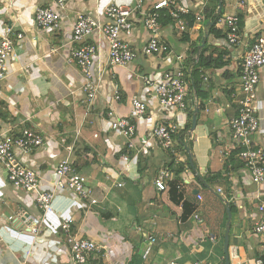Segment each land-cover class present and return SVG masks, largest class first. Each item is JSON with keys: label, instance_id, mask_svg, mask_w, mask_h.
Returning a JSON list of instances; mask_svg holds the SVG:
<instances>
[{"label": "crops", "instance_id": "crops-1", "mask_svg": "<svg viewBox=\"0 0 264 264\" xmlns=\"http://www.w3.org/2000/svg\"><path fill=\"white\" fill-rule=\"evenodd\" d=\"M175 1L187 10L182 15L185 29L180 31L173 21L161 26L160 39L169 47L162 56L139 55L128 67L109 68L107 42L97 33L87 38V43L99 46L92 70L102 78L89 106L83 76L68 62L76 46L71 43V21L83 14L106 24L107 7H131L135 0H68L69 19L58 32L34 23L35 10L52 7L51 0H0V36L8 32L15 55L8 59L7 77L0 86V129L16 134L29 128L52 137L40 149L18 153L22 164L48 183L54 180L59 162L67 159L87 178L91 198L97 202H85L87 207L81 208L72 194H58L51 213L42 218L35 194L13 187L0 163V264H76L60 228L69 216L74 218L72 235L103 247V264H224L225 202L231 208L228 252L236 249L238 255L230 264H255L259 254L252 235L259 220L255 195L259 191L264 196V182L253 185L239 159L232 160L237 148L228 121L236 112L242 57L251 43L264 36V0L222 1L221 17L236 14L241 24L242 42L232 47L224 37L209 34L212 24L207 26L206 12L212 10L213 0ZM240 1L245 4L239 7ZM133 24L132 34L121 35L120 41L141 51L149 35L139 14ZM215 30L224 32L220 24ZM197 47L219 61L199 70L197 89L188 81L187 112L177 115L160 109L157 100H148L146 113L135 119L137 158L129 165L122 163L119 157L125 153L126 141L110 131L105 117L113 86L121 96L115 104L117 114L130 117L131 97L145 93L138 75L157 78L180 65L191 79ZM191 99L198 104L194 128ZM256 110L260 125L254 138L264 151V68ZM160 123L184 128L177 134L174 152L151 138ZM162 168L169 169L172 177L168 189L159 192L154 180ZM47 187L44 183L41 189ZM218 188L226 199L218 195ZM26 217L32 220L24 223ZM34 227L36 234L31 231ZM149 237L155 241L145 244Z\"/></svg>", "mask_w": 264, "mask_h": 264}, {"label": "built area", "instance_id": "built-area-1", "mask_svg": "<svg viewBox=\"0 0 264 264\" xmlns=\"http://www.w3.org/2000/svg\"><path fill=\"white\" fill-rule=\"evenodd\" d=\"M52 7H39L34 13V23L39 29H50L60 31L68 21V0H51ZM145 3H150L144 8ZM240 1L238 6H243ZM187 10L175 0H135L131 7L109 6L104 15L109 22L100 24L95 19L77 14L71 21V43L68 62L74 64L81 72L84 83L83 93L89 106H92L98 95L101 85V76L93 73V63L97 56L99 46L86 42L87 38L94 35L102 37L108 44L107 66L128 67L139 55L162 56L169 52V47L160 39V18L167 15L180 31L185 29L182 15ZM140 15L142 24L149 38L145 47L138 51L128 43L121 42L120 36H130L133 31V19ZM239 17L225 15L217 24L224 30V38L229 46H237L242 42V32L239 26ZM5 35L0 36V86L7 77V62L14 55V42ZM20 37V36H19ZM179 61L183 57L178 58ZM264 68V36L251 43L242 57L239 70V98L236 102V112L229 121L231 137L236 148L240 149L237 158L242 163L245 174L248 175L253 185L260 187L264 182V151L258 146L255 135L258 133L260 118L257 114V87L260 81V71ZM190 71V69H189ZM188 71V74H189ZM187 74V75H188ZM145 89L144 97L134 95L130 99L131 116L124 117L117 114L115 104L121 100L117 86H113L112 97L107 101L105 117L108 121L110 131L122 137L125 142V153L119 157V161L129 165L137 158L138 151L135 142L136 123L135 119L142 117L147 111L148 100L155 99L162 110L174 111L175 114H185L189 107L187 99L188 76L184 68L177 65L172 70L164 71L157 78L138 75ZM191 111L197 107V101L190 100ZM184 128L176 123H160L151 132V138L157 145L165 150L174 152L177 134ZM96 137V136H95ZM52 137H44L39 132L25 128L19 133L12 134L10 130L0 129V163L6 170L7 179L13 187L35 194V203L42 213V218L52 211V201L58 194H72L79 203V207L86 208L85 202L96 204L91 198V191L87 187V178L80 175L72 164L63 159L55 168L54 180L47 181L42 175L22 164L18 153L26 155L33 150L40 149L51 141ZM65 142L61 139V143ZM70 149V148H67ZM172 173L167 168L159 170L154 185L159 192L167 190V181H170ZM48 185L41 189L42 185ZM121 187V184L117 185ZM220 197L224 198L223 190L217 189ZM264 196L256 192L255 199L258 201L259 220L252 229V235L258 242L259 254L255 264H264ZM10 221L17 220L9 217ZM24 223L32 220L26 217ZM74 222L72 216L62 219L60 228L64 234V244L69 249L71 257L76 264H85L88 258L95 254H101L103 247L92 239L78 238L72 235L71 228ZM36 225L38 223L36 222ZM29 228V227H28ZM36 234L37 227L31 228ZM155 241L153 237L148 238V243ZM149 248L144 250L143 257L148 254ZM238 258L236 249L229 252V260ZM192 264H203L199 261Z\"/></svg>", "mask_w": 264, "mask_h": 264}, {"label": "trees", "instance_id": "trees-1", "mask_svg": "<svg viewBox=\"0 0 264 264\" xmlns=\"http://www.w3.org/2000/svg\"><path fill=\"white\" fill-rule=\"evenodd\" d=\"M217 4H218V0H213V8L211 11L206 12V14L208 15V21H210V23L212 24L209 27V34H212L214 37H224V32L222 33V31H216L215 30V25L217 24L218 20L221 18L222 13L221 12H217ZM221 7H223V2ZM171 22L170 18L165 15L163 17L160 18V23L161 25L163 24H167ZM191 25V24H190ZM239 26L241 27V24L239 23ZM198 48V60L196 62H194L192 68H191V73H190V77L191 82H192V87H194V89H197V83H198V72L200 69H205V67L209 66L211 63H218V59H213V57H209L206 55V50L203 48ZM213 53V52H212ZM221 55H219L217 58H220ZM188 80V81H189ZM240 152V149H236L235 150V154L232 156V160H235V157H237L238 153ZM231 210V208H230ZM101 254H95L89 257L88 262L90 261V263L92 264H103V260L100 256Z\"/></svg>", "mask_w": 264, "mask_h": 264}, {"label": "water", "instance_id": "water-1", "mask_svg": "<svg viewBox=\"0 0 264 264\" xmlns=\"http://www.w3.org/2000/svg\"><path fill=\"white\" fill-rule=\"evenodd\" d=\"M222 1L223 0H218V4H217V10L218 12H220L221 10V5H222ZM211 23H207V26H210ZM207 37V35H205ZM198 114V109L195 108L194 109V114L192 117V128L195 127L196 125V116ZM225 209H226V213H227V222H226V228H225V234H224V243H223V253H224V264H230V260H229V252H228V247H229V228H230V221H231V211L229 208V205L227 202H225ZM145 244H148V241H146Z\"/></svg>", "mask_w": 264, "mask_h": 264}]
</instances>
